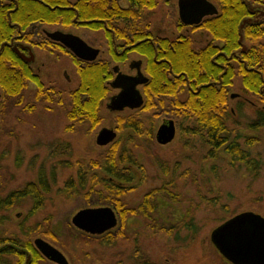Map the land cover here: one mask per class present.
Segmentation results:
<instances>
[{"label":"rangeland","instance_id":"1","mask_svg":"<svg viewBox=\"0 0 264 264\" xmlns=\"http://www.w3.org/2000/svg\"><path fill=\"white\" fill-rule=\"evenodd\" d=\"M175 2L162 0L152 15L168 31L173 30L177 21ZM259 22L264 23V14ZM79 35L98 37L87 30L80 31ZM261 40L264 43V37ZM58 59L56 73L45 81L63 89L75 87L74 69ZM63 65L70 70L71 82L59 74ZM27 87L22 104L10 99L0 101V197L23 188L28 182H37L40 173L48 181L49 192L45 194L43 207L30 217L31 200L7 211L0 210V236L19 233L18 225L23 222L43 221L44 225L50 224L58 242L39 234L21 237L31 242L36 237L45 239L65 255L69 264H225L210 240L211 231L244 211L264 218V129L255 132L247 127L256 118L254 111L249 107H243L241 115L234 111L238 124L230 127L234 135L240 136V142L244 137L258 139L249 149L258 161L257 171L233 164L223 152L216 158L211 157L201 139L189 136L182 128L176 130L175 139L169 144H158L155 130L166 113L144 110L136 114L143 122V135H135L130 130L118 131L117 139L128 142L127 147L145 171L142 174L134 168L137 186L126 194L125 200L130 206H137L147 191L160 187H165L173 197L158 192L152 213L127 215L121 224L123 235L113 245H102L95 240L85 242L79 236L81 231L71 224V217L82 208L106 203L96 194L87 198L80 192L68 197L63 190L67 178L77 176V161L87 166L90 160L100 158L106 147L95 143L96 134L99 129L116 124L118 115L112 116L102 109V119L96 128L91 130L89 125L79 123L72 130H66L70 122L66 121L65 111L70 106V98L64 94L59 100L35 103L31 109L28 105L34 100V85L29 83ZM240 88L237 80L231 92L239 97L229 99L232 109L241 98ZM153 115L158 117L152 118ZM152 120L155 128L150 136L146 129L149 130ZM179 122L186 127V122L181 119ZM160 225L173 227L171 234L152 228ZM17 259L16 255L4 256L2 264H16ZM40 264L55 263L43 258Z\"/></svg>","mask_w":264,"mask_h":264},{"label":"trees","instance_id":"2","mask_svg":"<svg viewBox=\"0 0 264 264\" xmlns=\"http://www.w3.org/2000/svg\"><path fill=\"white\" fill-rule=\"evenodd\" d=\"M49 5L55 6L54 10L39 7L40 16L51 18L54 14V20L57 23L66 22L71 24L72 19L78 14V19H97L101 17L100 11H104L109 7V0H91V7L83 4V0H78L74 4V8L70 11L64 8L70 3L67 0H46ZM221 4L222 14L217 18H212L206 22V28L216 40L226 43V48L213 47L201 48L199 54L194 55L192 51L179 48L169 60L173 63L172 67L175 73H179L183 68L189 75L191 87L194 89L199 87L197 93H193L184 102H176L177 89L179 85L184 87L185 80L182 84H177L179 80H173L167 75L168 67L165 71L159 73L155 79L148 84L151 92H159L175 98L174 106L178 107V117L186 122L183 129L192 137L201 139L202 144L208 147V153L211 157L216 158L220 152L228 156L233 164H241L250 170L257 171V159L250 152V148L258 143V139L254 137H244L240 142V136L234 135L231 125H237L234 120V111L241 115L243 107H249L254 111L256 118L247 124V127L255 132L264 129V26L243 25L242 35L244 41L248 43L245 51L240 50L239 35L240 25L246 14V10L241 0H218ZM103 3L99 6L98 3ZM143 4L145 1L143 0ZM45 11L46 13H44ZM126 11H121L123 15ZM48 19L47 21H50ZM93 27L98 25L90 24ZM223 45V44H222ZM222 51L221 54H218ZM181 55L178 59V55ZM225 54H233L234 59L237 58L232 67L227 72L219 68L217 61L225 60ZM237 55V57H235ZM217 56V57H215ZM215 58V59H214ZM240 60V61H239ZM237 61V62H236ZM104 68L99 65H89L86 70L81 73V81L77 90L73 91L71 110L68 112V118L71 121L85 120L91 130L101 122L100 102L107 94V88H104V77H102ZM11 73L4 69L0 64V86L9 98L17 101L20 98L23 86L26 82L15 81L11 77ZM167 75V76H166ZM195 76V77H194ZM195 79L194 81L192 79ZM181 79V78H180ZM240 82V96L237 104L233 109L229 105V87L234 86L236 81ZM146 86V87H147ZM180 88V87H179ZM196 90V89H195ZM82 93L84 94L83 96ZM47 90L41 86L38 93L34 96L33 103L29 104L32 109L34 104L51 102L55 99L50 98ZM254 97V98H253ZM153 100L149 94L146 95V102L143 108L138 111L150 109L153 106ZM249 105V106H248ZM29 108V109H30ZM117 116L118 131L132 129L135 135H143L144 125L136 115ZM153 121L149 130L146 129L148 135H152ZM128 142H120L119 139L105 146L106 149L101 153L97 160H90L85 166L82 162L75 163L77 167V176L69 177L66 180V186L63 192L71 197L74 193L84 192L88 198L92 194L99 196L102 202L114 206L119 212L120 218L124 223L127 215H136L141 213L147 215L152 213L155 207V194L158 192H166L165 187L153 188L146 192L142 202L137 206H130L125 200V196L134 189L136 176L134 168H138L144 174L143 166L138 163L130 148L127 147ZM73 167V164H69ZM135 168V169H136ZM95 170L96 172H92ZM98 170V172H97ZM141 174V175H142ZM143 177V176H141ZM49 192V184L44 174L40 173L37 182H28L21 189L12 190L3 197H0V210L7 211L15 206L22 204L24 199H31V215L39 211L43 207L45 194ZM170 197L173 195L166 192ZM30 217V216H29ZM49 222L48 220H45ZM153 229L164 231L171 234L173 227L152 226ZM19 233L14 232L6 236H0V264L3 262L4 256L16 255L17 263L23 264L26 257L29 256L27 264H40L43 260L42 255L34 248L29 239L22 237H30L33 234H39L43 237L58 242V238L51 229L49 223L44 225L43 221L27 224L23 222L18 225ZM122 228L113 233H107L103 236H92L83 232L79 233L81 239L85 242L95 240L102 245H113L117 237L123 235ZM22 235V237H21Z\"/></svg>","mask_w":264,"mask_h":264},{"label":"flooded vegetation","instance_id":"3","mask_svg":"<svg viewBox=\"0 0 264 264\" xmlns=\"http://www.w3.org/2000/svg\"><path fill=\"white\" fill-rule=\"evenodd\" d=\"M67 1L70 5L64 8L72 11L74 4L78 0ZM144 1L145 4H143V0H109V7H106L104 11H100L101 17L82 20L78 19L79 15L76 14L75 18L72 19V23L66 24V22L64 23L62 21L61 23H57L54 20V14L51 15V18H48L51 19L50 21L40 16L41 10H39V7L50 10L55 9V6L51 7L46 0H0V64L5 70L12 74L11 77L14 78L15 81L26 82L22 92L19 94L20 98L15 102L19 104L23 103L24 91L29 88L27 87L29 83L34 85L32 91L33 98L42 86V88L47 90V93L51 95V99L56 98L59 100V97H63L64 94L70 98V106L65 111L66 121L68 120L70 122V124L66 126V130H72L74 125L79 123H83L87 126L88 124L85 120L77 121V123L71 121L70 117L68 118V112L72 108V96H74L72 93L77 90L80 85L81 73L86 70L89 65H99L104 68L102 77H104V88H107V94L104 95V98L100 102V111L106 109L112 116H114V114H122L125 116L132 114L136 115L145 105L146 95L149 94L154 105L145 111L150 112L156 109L166 113V116L159 126L169 120L173 121L176 136V130L179 131L180 128L184 129L185 127L181 126L179 122L180 118L177 116L179 109L174 106L175 98L162 95V93L159 92H151L150 89L146 92L147 88H149L147 85L150 84L159 73L164 72L167 66V75L170 76L172 83H174L173 80L179 79L177 84H182V81L185 80L184 87L179 85L180 88L178 87L177 89V91H179L176 96V102H184L191 94L199 91V87L195 88L196 90L191 87L188 79L189 75L184 68L180 70L179 73L174 72L172 67L173 63L169 60L172 55L170 52L175 53L179 48H185L192 51L194 55H197L201 48H208L211 45L213 47L226 48V43L224 44L222 41L214 39L206 28V22L208 20L221 16V4L218 0H206L212 4L215 11L212 14L203 16L199 22L185 23L180 16V0H176L174 7L177 12V21L174 24L173 30L168 31L166 26H159L152 17L162 0L161 2L160 0ZM241 1L246 10V14L239 28L240 37L238 41L240 43V50L245 51L249 45L244 41L241 32L243 25L250 23L252 26L255 24L261 25L262 27L264 26V23L259 22L261 15L264 14L261 10L264 0ZM82 3L89 7L93 4L91 0H83ZM99 4L100 2L98 5ZM102 5L103 3L99 6ZM121 11L126 12L122 15L120 13ZM43 12L46 13L45 11ZM92 23L98 26L93 27L90 25ZM86 30L90 34L97 35L98 37L92 39L79 35L80 31ZM56 32H61L65 35L70 34L80 38L90 48L97 50V56L90 61L79 59L60 41L51 37L50 34ZM200 37H202L203 40L199 39ZM96 41L99 43L97 44ZM221 53L222 51L218 54ZM180 56L179 54L178 59ZM235 57H237V55ZM58 58L62 59L61 61L63 64L67 63L74 69V73L77 76L75 87L63 89L54 83H50V81H45V78L56 73L55 67L59 61ZM224 58L225 60L217 61V64L219 68L223 69V72L226 73L237 58L234 59L233 54H225ZM59 74L67 82L72 81L70 70L65 68L64 65ZM141 74L147 79L145 83L136 86V89L140 92L143 99L142 106L138 109L124 108L119 112L110 110L108 108L110 98L122 91L121 88L112 86V82L115 81L117 76H123L127 78L126 80L134 78L141 80L143 79L140 77ZM192 80L194 81L195 79L193 78ZM232 87L233 86L229 87L228 92L230 99L233 94L231 92ZM83 95L82 93L81 96ZM7 96L2 86H0V101L8 99ZM237 97H239V94H236L235 98ZM9 99L13 100V98ZM154 117L157 118L158 116L153 115L152 118ZM159 126L155 130V135ZM111 128L116 131L118 136V124L113 123ZM154 128L153 126L152 132ZM126 130H130L134 133L132 129ZM116 140L117 137L115 141ZM27 200L31 199H24L22 204ZM111 207L115 209L117 214L118 225L114 232L111 230L107 233L116 235V232L122 228V220L116 208L114 206ZM29 216H31V212ZM33 241L32 244L34 246ZM218 254L225 264H233L225 259L219 252ZM29 259L30 257L27 256L23 264H27Z\"/></svg>","mask_w":264,"mask_h":264},{"label":"water","instance_id":"4","mask_svg":"<svg viewBox=\"0 0 264 264\" xmlns=\"http://www.w3.org/2000/svg\"><path fill=\"white\" fill-rule=\"evenodd\" d=\"M180 16L185 23L199 22L203 16L212 14L215 10L206 0H180ZM60 41L76 57L82 60H93L97 50L90 48L80 38L61 32L50 34ZM128 79L118 75L112 86L121 88L117 95L110 98L108 108L112 111H122L124 108L138 109L143 104L138 84L147 79ZM232 94L231 98H235ZM175 136L173 121L169 120L159 126L155 140L160 145L169 144ZM117 133L112 128H102L98 131L95 143L100 147L113 143ZM71 224L77 230L92 236L103 235L118 225L115 209L111 206L82 208L71 217ZM210 240L218 252L233 264H264V218L252 211L240 212L211 231ZM35 248L47 260L55 264H69L65 255L54 245L41 237L33 241Z\"/></svg>","mask_w":264,"mask_h":264}]
</instances>
